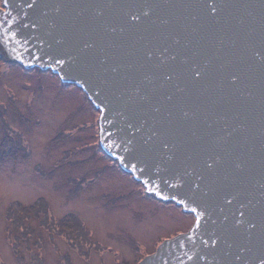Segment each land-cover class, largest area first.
<instances>
[{
  "label": "water",
  "instance_id": "water-1",
  "mask_svg": "<svg viewBox=\"0 0 264 264\" xmlns=\"http://www.w3.org/2000/svg\"><path fill=\"white\" fill-rule=\"evenodd\" d=\"M0 2V58L77 86L99 150L192 215L136 264H264V0Z\"/></svg>",
  "mask_w": 264,
  "mask_h": 264
},
{
  "label": "rangeland",
  "instance_id": "rangeland-1",
  "mask_svg": "<svg viewBox=\"0 0 264 264\" xmlns=\"http://www.w3.org/2000/svg\"><path fill=\"white\" fill-rule=\"evenodd\" d=\"M97 113L74 84L0 58V157L6 156L0 161V264H20L11 240L18 242L27 264L38 252L44 264H58L59 254H68L72 264H136L166 238L189 230L191 214L146 195L140 183L99 150ZM3 123L21 136L29 152L26 158L17 148L15 132L7 133L11 149L7 148ZM12 153L15 156L7 157ZM40 197L55 217H80L102 250L82 245L89 253L86 261L61 234L50 233L34 220L28 247L25 228L13 231L16 239L9 238L7 204L30 205Z\"/></svg>",
  "mask_w": 264,
  "mask_h": 264
},
{
  "label": "trees",
  "instance_id": "trees-1",
  "mask_svg": "<svg viewBox=\"0 0 264 264\" xmlns=\"http://www.w3.org/2000/svg\"><path fill=\"white\" fill-rule=\"evenodd\" d=\"M1 117V116H0ZM2 120V119H1ZM3 121V120H2ZM2 128L5 129V137L4 141L7 144L6 146H9L7 148L11 149V146L6 140L9 138L7 133H14L15 136H17V148L22 151L24 158H26L27 153V146L26 144L23 143V140H21V136L18 134L17 131H9L10 127L6 125V123L2 124ZM8 130V131H7ZM11 145L13 143L9 141ZM23 143V144H22ZM22 144V145H21ZM2 145V144H1ZM12 152V151H11ZM15 156V153L9 154L7 157H13ZM6 157V156H4ZM0 157V161L4 158ZM39 166L35 167V170L40 173L41 176L45 177V173L39 169ZM68 181H75V180H70ZM81 188L80 182L78 188H76V192ZM75 191L71 192V195H75ZM116 199V198H115ZM118 199V198H117ZM6 220L8 223L7 231H8V237L9 238H14L16 239L17 236L13 235V231L16 229L22 227L27 230L25 236L27 238L26 244L28 247L29 241H30V236L29 233H32L31 235L35 234V229L31 227V221L34 220L36 221V224H39L43 226L45 229L48 227L50 230L49 232L51 233L54 231L55 233L61 234L65 241L67 242V245L72 250H77L76 252L79 255H83L84 258L88 259V251L82 247V245H86L89 249L92 247L96 248V250H102L103 246L100 247L98 243L94 240L92 237V234L88 231L86 228L85 224L82 222L80 217H78L74 213H68L67 215L57 218L54 216V214L50 211V206L47 200H45L43 197L37 198L32 204L30 205H23L18 201L11 202L7 204L6 212H5ZM23 231V230H22ZM34 244V241L32 242ZM10 246L12 247L13 254L16 258H18V262L20 264H27L24 263V260L22 256H20V251L18 250V242L16 240H11ZM32 252L33 250H29ZM89 254V253H88ZM58 264H72L70 261V257L68 254H59L58 255ZM31 264H44L43 257L38 253H35L31 255ZM136 262V261H135ZM134 262V264H135Z\"/></svg>",
  "mask_w": 264,
  "mask_h": 264
}]
</instances>
